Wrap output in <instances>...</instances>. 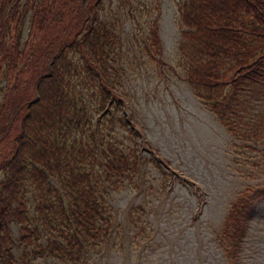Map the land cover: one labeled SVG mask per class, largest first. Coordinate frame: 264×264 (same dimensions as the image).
<instances>
[{
  "label": "rangeland",
  "instance_id": "rangeland-1",
  "mask_svg": "<svg viewBox=\"0 0 264 264\" xmlns=\"http://www.w3.org/2000/svg\"><path fill=\"white\" fill-rule=\"evenodd\" d=\"M95 5V22L104 23L116 36L112 52L110 45L105 52L103 66L107 71L103 77L121 100L100 107L90 77L96 71L102 75L103 70L94 65V72L87 74L89 59L95 61L89 42L82 40L83 44L67 48V55L81 67L82 72H74L71 81L77 84L90 119L82 128L72 130L86 138L90 128L94 131V170L102 175L101 192L108 204L105 217H97L96 224L103 228L110 221V232L106 236L101 230L95 238L80 234L86 250L79 259L44 252L33 264H264V195L257 198L264 194V79L237 90L235 112L230 116L242 129L257 133L243 137L215 117L186 79L178 45L176 0H100ZM74 7L72 0L55 5L52 20L63 19L54 23L55 30L66 24ZM30 16L28 11L21 20L22 41L33 30ZM153 25L159 30L157 55L149 34ZM52 37L50 27L43 35L36 29L31 42L43 45L45 38ZM143 44L149 50H144ZM10 82L15 81L11 78ZM4 85L5 76L0 71V103ZM37 93L32 86L22 95L35 100ZM46 102L43 99L34 107L26 125L25 117L17 116L13 121L17 125L3 138L4 147L0 145V158L11 156L15 145L21 148L20 157L29 158L19 188L25 191L32 213L37 197L45 192L44 187L34 190L33 175H42L35 172L30 155L38 146L37 139L31 144L20 143L22 130L26 126L33 132ZM110 135L129 162L128 170L111 180L103 176L108 175L103 151ZM9 172L0 168V180ZM47 175L59 186L56 172ZM239 195L252 206L244 216L239 238L234 229L223 236L225 215ZM10 225L11 249L18 264H22L19 259L24 251L28 250V258L37 255L35 243H45L52 233L41 226L34 235L26 234L32 242L27 245L21 239L25 231L20 223L12 221ZM0 264H4L3 259Z\"/></svg>",
  "mask_w": 264,
  "mask_h": 264
},
{
  "label": "trees",
  "instance_id": "trees-1",
  "mask_svg": "<svg viewBox=\"0 0 264 264\" xmlns=\"http://www.w3.org/2000/svg\"><path fill=\"white\" fill-rule=\"evenodd\" d=\"M59 1L0 0V71L5 76V93L0 103V145L4 147L6 142L2 141L3 138L12 125H17L13 122L17 116L25 117L26 125L34 107L43 99L47 101L33 132H28L26 126L22 130L20 143L31 144L33 139H37L38 146L30 155L35 172L42 175H33L34 190L44 187L45 192L37 197L33 213L27 204L25 191L19 188L24 181L21 178L29 158L20 157L22 152L18 145H15L11 156L0 158V168L10 171L5 179L0 180V259L4 264H18L11 249L12 221L20 223L25 231L21 239L27 245L32 242H28L26 234L34 235V230L41 226L52 232L47 235L45 243H35L39 249L37 255L28 258V250L23 252V258L19 259L22 264H33L36 256L44 252L79 259L86 250L80 234L95 238L101 230L106 236L110 232V221L103 228L96 224L97 217H105L108 204L101 192L102 175H97V169L94 170L93 161L97 156L94 131L90 128L86 138L82 134L77 136L72 130L73 127L82 128L90 119L77 84L71 81L73 73H81L82 70L67 55V48L83 44L82 40L89 42L95 61L89 59L93 64L89 62L86 72L90 74L95 66L102 67V75L96 71L90 79L96 82L92 85L93 92H97L100 107H104L108 101L111 105L121 100L103 77L107 71L103 66L105 52L108 45L112 52L116 36L104 23L94 20L95 4L100 0H72L75 7L71 17L55 30L54 23L63 20H52ZM176 6L180 22L178 45L181 64L194 93L230 131L243 137L257 136L254 131L242 129L230 115L235 112L237 90L244 89V86L252 87L264 79V0H176ZM28 11L31 12L30 29L33 30H29L27 39L22 41L21 20ZM48 27L52 38H45L43 45L31 42L36 29L43 35ZM149 34L153 52L157 55L160 53L158 28L153 25ZM188 40L192 42L188 44ZM143 49L149 50L146 44H143ZM113 71L115 73L116 69ZM11 78L14 83L10 82ZM32 86L39 96L35 100L22 95ZM133 155L137 156V153L133 152ZM103 157L108 172L104 177L111 180L121 176L116 174L128 170V156L123 149L116 147L111 135L110 143L104 142ZM48 172L58 174L59 186L50 181ZM240 203L243 204L239 206ZM251 206L250 200L241 195L236 197L225 215L223 236L234 229V235L239 238L244 216ZM39 234L37 232L36 237Z\"/></svg>",
  "mask_w": 264,
  "mask_h": 264
},
{
  "label": "bare ground",
  "instance_id": "bare-ground-1",
  "mask_svg": "<svg viewBox=\"0 0 264 264\" xmlns=\"http://www.w3.org/2000/svg\"><path fill=\"white\" fill-rule=\"evenodd\" d=\"M258 238V237H257Z\"/></svg>",
  "mask_w": 264,
  "mask_h": 264
}]
</instances>
